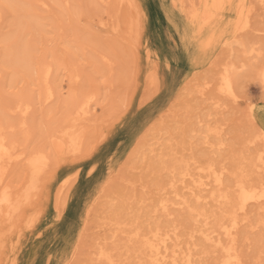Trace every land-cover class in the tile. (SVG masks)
Listing matches in <instances>:
<instances>
[{
  "label": "rangeland",
  "instance_id": "rangeland-1",
  "mask_svg": "<svg viewBox=\"0 0 264 264\" xmlns=\"http://www.w3.org/2000/svg\"><path fill=\"white\" fill-rule=\"evenodd\" d=\"M239 2L218 14L215 28L202 29L198 21L209 13L201 0H0L16 5L0 8V136L14 156L47 160L39 170L27 159L5 169L0 197L7 188L12 204L0 206V264L99 261L105 241H123L125 232L130 237L133 214L140 213L138 195L145 187L155 191L154 159L162 150L168 157L176 152L168 151L167 133L177 123L188 122L196 140L181 139L179 159L170 160L176 169L166 197L171 211L179 191L192 198V207L198 205L183 188L190 182L184 173L211 164L222 171L225 161L233 168L232 143L241 133L246 103H222L229 98L219 90L222 75L230 73L238 99L257 111L264 107L262 29L257 23L252 34L232 37ZM68 4L99 7L85 9L81 21L74 9L56 7ZM247 4L258 21L262 0ZM197 12L195 23L191 16ZM47 65L50 96L43 75ZM153 79L159 82L154 91ZM146 89L151 94L145 100ZM88 99L86 118L79 106ZM192 102L199 108L194 120ZM157 120L161 124L153 127ZM212 127L220 134L210 132ZM68 133L79 137L77 151ZM219 141L227 147L219 148ZM205 142L215 144V152L205 149ZM248 156L258 161V147ZM208 201L197 206L208 219L201 216L199 228L217 230L227 218L214 211L220 204ZM261 207L250 203L247 215L258 221ZM171 237L173 246L174 232ZM178 252L183 261L185 252Z\"/></svg>",
  "mask_w": 264,
  "mask_h": 264
},
{
  "label": "snow or ice",
  "instance_id": "snow-or-ice-1",
  "mask_svg": "<svg viewBox=\"0 0 264 264\" xmlns=\"http://www.w3.org/2000/svg\"><path fill=\"white\" fill-rule=\"evenodd\" d=\"M262 4H264V0H262ZM14 7L16 5L0 4V8L5 10ZM42 7L48 8V5ZM56 7L74 9L76 15L83 21L84 10L99 7V5L68 4L56 5ZM235 7L239 13L237 25L241 36L252 34L255 25L258 23L262 29L260 35L264 39V10L261 11L258 21H254L250 12L245 18V10L249 9L248 5L241 3ZM261 46L264 48V44ZM261 78H264V73H261ZM158 86V80L153 79L151 89L154 91ZM206 87L210 89L211 85H206ZM150 94L146 89L145 100ZM197 103L192 102V107L189 109V116L192 120L195 119V113L199 112ZM212 103L219 107L215 100ZM222 103L232 107H239L242 103H246V106L240 110L243 126L241 133L232 143L234 154L231 160L234 166L229 170L228 162L225 161L217 180L222 189V194L220 207L214 211L231 220V227H224L221 234L222 236L227 235V241L217 243L215 239H209L205 235L206 229L201 230L199 228L200 216L196 209L187 202L172 206L175 208L174 212L170 210L166 198L169 191L168 181L171 180V186L174 187L176 176V169L170 165V160L179 159L178 149L181 139L190 137L193 141L196 140V134L191 131L188 122L177 123L167 133L168 151L172 152L175 148L176 152L168 157L163 155L162 150L161 156L154 159L153 166L158 169L157 172L153 173L155 191L149 192V189L145 187L142 194L138 195L140 213L139 218L133 214V223L130 225L132 235L129 237L125 232L123 241L118 240L117 237H113L111 241H105L107 247L101 248V259L99 261L95 259L84 261L83 264H264V107L257 111L255 105L251 104L250 101L245 102L235 96H230ZM261 103L264 104V101ZM163 115H167V113ZM161 120H157L153 127L161 124ZM172 137L175 139L173 140ZM196 147L194 144V149ZM203 147L205 149L210 147L215 152V144L209 145L205 142ZM220 147L223 149L227 145L221 143ZM257 147L260 154L258 161L248 157L249 151ZM153 156L155 157V153ZM26 159V157L18 158L21 163H24ZM34 161L35 157L27 159V164L31 166ZM145 163L148 161L146 160ZM133 187L135 186L133 185ZM257 195L262 206L258 221L254 216L249 217L246 212V206L250 202L255 204ZM145 210L147 214H145ZM241 217H243L242 223L240 222ZM165 224H167V229H165ZM250 224L251 227H249ZM162 230H168L169 236L172 235V232L175 233L174 242L180 244V250L185 252L183 261L179 259L169 261L159 258L161 252H164L165 256L168 255L166 241L169 237H164L165 243L161 248L157 247ZM212 235L214 236L215 233ZM184 242L187 243L186 249L183 248ZM254 250H258V258L256 259L252 258ZM221 251L227 253L228 260L219 259ZM176 254L177 250H172V255L175 256Z\"/></svg>",
  "mask_w": 264,
  "mask_h": 264
},
{
  "label": "bare ground",
  "instance_id": "bare-ground-1",
  "mask_svg": "<svg viewBox=\"0 0 264 264\" xmlns=\"http://www.w3.org/2000/svg\"><path fill=\"white\" fill-rule=\"evenodd\" d=\"M39 1V0H38ZM41 1V0H40ZM68 1V0H67ZM45 2V1H44ZM201 2H203L202 4L205 6V11L207 13H209V15L207 16L206 20H199V17L200 14L197 12V13H194L191 18H192V22H197L198 20V24L200 26V28L203 29V27H212L213 23L216 21V18H218V14L222 13L225 9H228L233 7L234 5V0H201ZM64 3V2H63ZM247 4V0H240V2L238 3L239 4ZM250 7V6H249ZM213 9L214 12L210 14V10ZM44 10V9H43ZM249 12L251 13L252 12V9L249 8L248 10H245V18L248 17L249 15ZM239 20V13H238V19L237 21ZM219 21V20H218ZM237 21L235 22V28L232 32V37H237V35L240 33L238 31V25H237ZM214 27V26H213ZM212 27V28H213ZM242 27V26H240ZM215 28V27H214ZM225 28V27H224ZM202 29H201V32H202ZM226 29V28H225ZM207 32V31H206ZM241 36V35H240ZM234 42V41H233ZM231 45V44H230ZM252 52V50H251ZM258 52V51H257ZM259 54V53H258ZM79 73V72H78ZM261 73H264V66L262 68V70L260 71V77H261ZM51 74H52V70H51V65H47L44 69V80H45V83L44 85H46L47 89H48V93H49V96H50V93H51V86L49 85V81H50V77H51ZM80 74V73H79ZM76 75V74H75ZM80 77V76H79ZM263 84H264V78H261ZM77 84V83H76ZM204 89V88H203ZM219 90L220 92H222L223 94H225L226 96H235L237 97L236 95V91H235V84H234V81L230 75L229 72H225L223 75H222V78H221V83H220V87H219ZM53 92V90H52ZM86 95V94H85ZM84 95V96H85ZM90 95V94H89ZM53 96V95H52ZM96 96V95H95ZM86 97V96H85ZM238 98V97H237ZM82 99V98H81ZM89 100H86V101H81L82 103L80 104L79 108L82 109V111H79L81 112L80 114L85 116L87 113H88V108L86 106H88L90 103H89ZM18 102V101H17ZM78 106V105H77ZM20 107V106H19ZM23 108V107H22ZM24 110V109H23ZM22 110V111H23ZM70 117V116H69ZM86 117V116H85ZM87 118V117H86ZM210 132H213L212 130H214L216 134H220L221 130L219 129H213L212 128H209L208 129ZM69 134V137L74 141V145H75V149L76 151L78 150V147H76L79 143V137L78 136H73V134ZM6 135V134H4ZM63 136V135H62ZM66 136V134H65ZM6 137V136H5ZM53 141V139H52ZM69 141V140H68ZM70 143V142H69ZM223 143L222 141H219L218 142V147L220 148V144ZM9 143L5 140V138L3 136H0V182L4 179V176H5V169L6 167L11 164L13 161L15 160H18V158L21 156L20 154L19 155H16L14 156V153L12 152L11 150V147L10 145H8ZM11 144V143H10ZM55 145V144H54ZM59 145V144H58ZM61 145V144H60ZM59 145V146H60ZM66 146V145H65ZM59 148V147H57ZM64 148V147H63ZM218 148V149H219ZM253 154V153H252ZM260 155V154H259ZM249 157V156H248ZM255 157V156H254ZM253 157V158H254ZM20 161V160H18ZM47 160H46V156L44 155H39L38 157L35 158V161H34V164H33V167L34 168H41L42 166H44L46 164ZM197 169H198V172L195 173L198 175V179H196L194 177L195 174L193 173H190L189 171L184 173V176H189L188 179H190L189 183L183 185V188L187 190V194L189 196H192L196 202V204H207L209 201L208 200H211L213 202H215V204L219 205L220 204V200H221V194H222V189L220 188V186L218 185L217 183V180H218V177L220 176V172L221 171H217L215 168H214V165L211 164L209 166V168H205V167H202V166H197ZM33 175V174H32ZM185 180V179H184ZM183 182H186L184 181ZM176 182V181H175ZM188 182V181H187ZM2 184V183H1ZM172 187V186H171ZM182 188V189H183ZM174 190V189H173ZM176 190V189H175ZM174 190V191H175ZM177 191V190H176ZM185 192V191H183ZM174 193V192H173ZM176 196V199L173 200V205H181V204H184L185 202H187L189 204V202L193 201L192 198H190L191 200H189L186 196H181L183 195L180 194V191L179 193L176 192V194H174ZM187 195V196H188ZM12 197L10 196V193H9V190H7V188H5V190L3 191L2 193V196L0 197V206L2 207L3 204H6L8 207L12 204ZM168 200V199H167ZM251 203V202H250ZM249 203V204H250ZM169 204V203H168ZM172 204V203H171ZM255 204H257V206L260 205L259 203V196L257 195L256 197V202ZM259 204V205H258ZM198 205H196V207H193L194 209H196L198 215L200 216H205L206 215L201 211V209H199V207H197ZM248 206V205H247ZM247 206H246V210H247ZM261 206V205H260ZM212 207V205H211ZM214 207V206H213ZM254 207V206H252ZM208 209V208H206ZM253 210V209H252ZM10 211V210H9ZM212 211V210H211ZM255 211V209H254ZM208 212V210H207ZM247 212V211H246ZM251 213V211H249ZM212 213V212H211ZM248 213V214H250ZM218 216V215H217ZM215 217V216H214ZM209 218V217H208ZM213 219V218H212ZM215 219V218H214ZM205 220H208L207 217L204 218V221ZM203 221V222H204ZM242 221V219H240V222ZM206 222V221H205ZM207 223V222H206ZM209 223V222H208ZM217 223H218V220H217ZM224 227H231V220L230 219H225L223 220L222 219V222L219 224V228L217 230H205V235L209 237V239H215V241L217 243H220L222 242L223 240H221L222 238V232H223V228ZM212 229V228H211ZM215 229V228H214ZM212 233H215V235L213 236ZM225 237V239L227 240V235H223ZM164 237H169L166 241L167 243V246H168V255L165 256V253L164 252H161L160 253V259L161 260H164V259H167L169 261H172L174 259H179L181 260L180 258V255L181 253L178 252V250H180V246L178 243H175L173 244V246L171 245V241L173 240V238L171 236H169L168 233L166 234H163L161 232V236L157 242V247L158 248H161L164 243H165V240H164ZM224 239V238H223ZM171 245V246H170ZM177 250V254L175 256L172 255V250ZM184 256V255H183ZM222 259L221 260H228L229 257L227 255V253H224L222 251Z\"/></svg>",
  "mask_w": 264,
  "mask_h": 264
}]
</instances>
